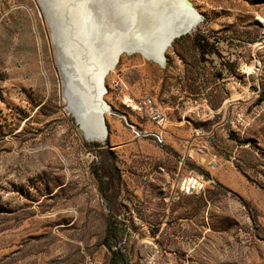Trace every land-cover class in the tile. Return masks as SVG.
<instances>
[{
  "label": "rangeland",
  "instance_id": "rangeland-1",
  "mask_svg": "<svg viewBox=\"0 0 264 264\" xmlns=\"http://www.w3.org/2000/svg\"><path fill=\"white\" fill-rule=\"evenodd\" d=\"M188 1L101 72L164 112L158 145L104 90L84 139L39 1L0 0V264H264V0ZM188 173L204 190L177 195Z\"/></svg>",
  "mask_w": 264,
  "mask_h": 264
},
{
  "label": "water",
  "instance_id": "water-1",
  "mask_svg": "<svg viewBox=\"0 0 264 264\" xmlns=\"http://www.w3.org/2000/svg\"><path fill=\"white\" fill-rule=\"evenodd\" d=\"M42 11L44 13L45 19L47 21L48 27L51 32L52 40L55 45L56 49V55H57V63L59 67V72L61 75V79L63 81V91L65 92V96L67 99V102L75 104V110L85 113V117L90 114L91 120L94 122L99 121L101 125L104 127V136L102 139H97V141H101L104 139L106 134V127L104 124L103 119V113L105 111V103L102 100V94L103 92L96 93L95 100H93V108L89 109L88 112L86 111L85 102L82 101L79 97H82L83 89L79 83L77 85V82L74 80L73 75L76 74L75 69L72 66V60L69 58V55H78L79 59L83 58L84 56L88 55L89 52L86 49L85 51L82 50V48L79 46L80 44L76 46V49H73L70 47L69 50L66 49V44L64 43V32L61 21L58 19L62 16H68L69 19H72L73 11L63 8L58 4V1L56 0H38ZM185 4L188 6L191 12H195L197 14V11L192 7L191 3L188 0H184ZM93 4H90V13H91V19L93 25L91 27L92 29V37H94V42L97 45L99 49H104L107 51L108 55V61L107 65L105 66L104 72L106 73L109 69V67L114 63H116L119 55L123 52L132 53L135 51L144 50L141 45H137V43H132L129 38L131 37L130 31L127 30L126 24H128L126 19H122L118 16V14L113 10V6L109 5L106 0H93ZM112 8H111V7ZM162 18V16H160ZM168 19V18H167ZM173 19V18H172ZM189 20V19H188ZM190 23L181 24L178 27H175L173 31H171V34L168 35L167 38L164 39L163 43L161 44V54L163 55L166 47L170 44V42L180 36L182 32H188L189 30L193 32L194 26L191 20H189ZM140 24H142L143 20L138 21ZM126 28V30H125ZM148 28V27H146ZM123 29V31H122ZM157 25L155 24L153 28L146 29L147 33H151L156 31ZM69 32V31H68ZM82 32V37L84 31ZM122 35H124L122 37ZM119 37L122 38V41H119ZM107 39V40H106ZM124 39V40H123ZM81 41V40H80ZM78 49V50H77ZM80 52V55H79ZM164 64H165V58ZM80 63V62H79ZM163 66V65H162ZM103 72V73H104ZM81 89V90H78ZM104 90V88H103ZM102 90V91H103ZM81 115V114H80ZM73 116V115H72ZM74 117V116H73ZM75 119V117H74ZM76 124L78 125L79 131L81 135L86 140H90L86 134V131L82 125V122L80 120L75 119Z\"/></svg>",
  "mask_w": 264,
  "mask_h": 264
},
{
  "label": "bare ground",
  "instance_id": "bare-ground-1",
  "mask_svg": "<svg viewBox=\"0 0 264 264\" xmlns=\"http://www.w3.org/2000/svg\"><path fill=\"white\" fill-rule=\"evenodd\" d=\"M54 1V0H53ZM58 4L66 9L73 11L72 19L70 20L67 16L59 17L61 21V26L67 34L64 33V43L66 44V49L69 50L71 47L76 49L78 43L79 46L84 47L82 50H88L89 54L79 59L78 55H69V58L72 60V66L75 69L76 74L73 75L74 80L84 87L82 97H79L82 101L85 102L86 111L93 108V100L97 96L96 93L102 92L101 87V72L104 69H100L99 64L96 60L95 47L97 46L94 42V37H92V21L91 13L89 11L90 4H93V0H56ZM109 5L113 6V10L118 14L120 18L127 20L126 24L127 30L130 31L131 37L129 40L133 43L142 44L143 39L141 38L140 30L142 27L149 26L155 19H158L160 16L165 14H171L174 11H177L176 8L183 6V10L189 14L196 17L195 12H191L188 6L185 4L184 0H106ZM110 6V7H111ZM112 8V7H111ZM143 20L142 24L138 21ZM159 21L162 22L163 18H159ZM180 26V25H178ZM172 27L170 32H168L164 38L160 41V46L163 43L164 39L171 34V31L175 27ZM126 30V28H125ZM69 31V32H68ZM83 34L82 37V32ZM123 31V29H122ZM124 35H122L123 37ZM119 39L122 40L121 37ZM81 40V41H80ZM107 40V39H106ZM124 40V39H123ZM78 50V49H77ZM105 53L104 49H102ZM80 55V52H79ZM159 57L162 59L161 49ZM80 62V63H79ZM103 73V72H102ZM78 90H81L78 88ZM65 96V92H64ZM66 97V96H65ZM72 106L75 108V104L72 103ZM76 109V108H75ZM78 120L82 122L84 128L88 127L93 120H91L90 114L85 117V113L77 111Z\"/></svg>",
  "mask_w": 264,
  "mask_h": 264
},
{
  "label": "built area",
  "instance_id": "built-area-1",
  "mask_svg": "<svg viewBox=\"0 0 264 264\" xmlns=\"http://www.w3.org/2000/svg\"><path fill=\"white\" fill-rule=\"evenodd\" d=\"M109 89V90H108ZM108 89L104 88V93L109 91L112 97L119 100L124 110L132 113L134 121L127 120L126 112L120 114L126 125L130 128L135 139H151L154 143L162 145L165 143L166 118L164 112L157 106L150 96L136 97L122 91V85L117 77L109 81ZM191 144V140L185 139L184 145ZM187 156L190 154L187 152ZM205 179L202 174L188 173L179 176L176 183V194L188 196L200 193L204 190Z\"/></svg>",
  "mask_w": 264,
  "mask_h": 264
},
{
  "label": "crops",
  "instance_id": "crops-1",
  "mask_svg": "<svg viewBox=\"0 0 264 264\" xmlns=\"http://www.w3.org/2000/svg\"><path fill=\"white\" fill-rule=\"evenodd\" d=\"M165 140H166V137H165ZM185 143V141L183 140V144ZM185 147V145H183Z\"/></svg>",
  "mask_w": 264,
  "mask_h": 264
}]
</instances>
